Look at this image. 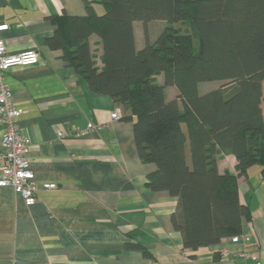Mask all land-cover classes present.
<instances>
[{
	"label": "crops",
	"instance_id": "obj_1",
	"mask_svg": "<svg viewBox=\"0 0 264 264\" xmlns=\"http://www.w3.org/2000/svg\"><path fill=\"white\" fill-rule=\"evenodd\" d=\"M97 0H0V31L9 53L35 49L39 61L12 66L3 80L11 89L12 102L20 109L19 128L31 138L28 157L39 182H54L56 188L37 191V200L26 205L11 186H0V264H264V175L252 163L246 175L238 176L239 200L250 208L251 218L242 231L251 232L245 246L257 251V260L237 255L241 245L229 238L194 251L183 247L182 234L171 221L178 199L147 185L156 164L140 159L134 140V117L127 104L92 91L86 80L69 65L61 49L46 44L57 28L52 16L84 15ZM150 27V26H149ZM136 46L144 42L142 23H133ZM150 31V38L151 30ZM96 35L90 48L101 66V48ZM162 83L163 73L151 76ZM201 83V82H200ZM198 90L203 93L220 82ZM167 100L177 98L174 85L164 88ZM264 121V80L260 103ZM118 109L120 118L111 112ZM91 122L94 128L87 130ZM73 128L82 130L73 134ZM186 130V124L181 123ZM62 131V137L57 136ZM3 132L0 122V142ZM190 161L189 142L183 146ZM236 158L219 151L220 172L237 173ZM139 243L142 249L127 247ZM218 251L217 259L214 252ZM228 251L226 254L225 252Z\"/></svg>",
	"mask_w": 264,
	"mask_h": 264
},
{
	"label": "trees",
	"instance_id": "obj_2",
	"mask_svg": "<svg viewBox=\"0 0 264 264\" xmlns=\"http://www.w3.org/2000/svg\"><path fill=\"white\" fill-rule=\"evenodd\" d=\"M97 2L101 12L90 3L84 15L52 16L57 28L46 44L62 50L92 91L129 105L138 156L157 167L146 185L177 197L171 221L184 249L241 233L251 212L239 200L237 178L252 163L264 175V0ZM157 20L166 24L150 38V23ZM135 21L143 27L140 47ZM176 22H186L189 29L182 31ZM91 35L98 37L101 66L90 48ZM160 72L162 83L151 82ZM211 80L219 86L200 93L198 84ZM168 85L177 88L180 105L176 98L166 99ZM219 151L235 156L237 173L218 170ZM126 246L151 257L139 243Z\"/></svg>",
	"mask_w": 264,
	"mask_h": 264
},
{
	"label": "built area",
	"instance_id": "obj_3",
	"mask_svg": "<svg viewBox=\"0 0 264 264\" xmlns=\"http://www.w3.org/2000/svg\"><path fill=\"white\" fill-rule=\"evenodd\" d=\"M8 28L7 23L0 24V31ZM39 61L38 51L30 49L19 53H9L6 42L0 37V122L3 132L0 142V186H11L16 194L21 196L26 205H31L37 200L39 188H56L54 182H39L35 178L34 170L28 157L31 138L24 134L17 123L21 111L12 102L11 89L3 80L4 72L12 66H27ZM111 118L118 120L120 113L118 109L111 112ZM94 128L89 122L87 130ZM82 130L73 128V134L80 135ZM64 133L57 131V136L62 137ZM230 241L235 245H241L242 249L237 255L244 260H257L258 252L249 251L245 246L252 239V233L242 231L233 235ZM226 254L228 251L225 252Z\"/></svg>",
	"mask_w": 264,
	"mask_h": 264
},
{
	"label": "rangeland",
	"instance_id": "obj_4",
	"mask_svg": "<svg viewBox=\"0 0 264 264\" xmlns=\"http://www.w3.org/2000/svg\"><path fill=\"white\" fill-rule=\"evenodd\" d=\"M166 24V21L164 20H157V21H153L150 23V30H151V35L152 37H155L157 33V31H159V29H161L163 25ZM174 26L179 27L182 31H187V29H189L188 24L182 23V22H176L174 23ZM161 27V28H160ZM196 43V47H197V41ZM218 81L217 80H211V81H203L200 83V88L201 89H208L209 87H212L213 85L217 84Z\"/></svg>",
	"mask_w": 264,
	"mask_h": 264
}]
</instances>
